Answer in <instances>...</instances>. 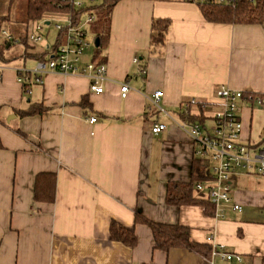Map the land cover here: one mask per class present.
Segmentation results:
<instances>
[{"label":"crops","instance_id":"1","mask_svg":"<svg viewBox=\"0 0 264 264\" xmlns=\"http://www.w3.org/2000/svg\"><path fill=\"white\" fill-rule=\"evenodd\" d=\"M154 18L168 19L169 26L164 44L151 51ZM57 35L44 45H62ZM86 50L81 61H94V47ZM41 51L43 45L26 53L29 65L0 64V264H261L264 177L232 175L231 196L241 210L227 207L222 218L203 214L198 205L165 203L169 181L189 180L194 147L168 117L149 109V97L162 91L159 104L181 120L184 102L195 97L214 103L222 85L264 94V22H209L187 0H118L98 57L110 80L100 94L88 91L84 76L54 72L23 89L15 70L32 68ZM119 81L128 84L125 97ZM32 104L46 111L17 114ZM238 113L240 139L264 146V106L243 99ZM155 121L167 125L156 135L150 131ZM39 172L55 173L52 203L33 200ZM135 211L187 226L192 241L222 245L241 261L156 249L150 228L134 223ZM112 220L133 228L135 246L109 238Z\"/></svg>","mask_w":264,"mask_h":264},{"label":"built area","instance_id":"2","mask_svg":"<svg viewBox=\"0 0 264 264\" xmlns=\"http://www.w3.org/2000/svg\"><path fill=\"white\" fill-rule=\"evenodd\" d=\"M187 1L196 4L204 2L230 4L234 0ZM98 2L99 0H59L64 11L52 14L51 17L45 19L30 21L26 34L27 40L34 45L42 44L44 50H47V57L44 60L37 59L30 69L17 68L15 70L17 81L22 85L25 84L26 90L31 84H40L44 74L54 72L63 76H84L88 81L89 92L100 94L104 91L105 83L110 81L106 65L96 61L86 63L81 61L83 52L89 46L91 24L96 19L95 14L85 13V6H93ZM46 22L48 24L54 22L55 30L62 34L64 41L62 45L56 47L44 45L41 31ZM0 39L5 43L17 42L4 30L0 32ZM134 61L136 62V58ZM3 68L0 66V71ZM117 84L121 97H125L129 89L127 82L119 81ZM161 96L162 91H156L149 97V109L168 117L183 130L194 147V156L207 167V174L210 178L195 185L197 195L208 202L207 205H200L202 213L213 218H222L227 207L233 211H240L241 205L236 203L231 196V176L246 174L264 177V146L245 143L240 139L242 123L238 113L239 102L247 99L252 104L264 106V94H245L241 90L222 85L216 91L214 103L191 97L182 105L184 112L189 114L191 108H196L197 115L206 119L205 124L197 121L175 120L159 104ZM88 120L93 123L96 117H89ZM166 128L165 123L155 121L150 131L156 135ZM210 255L219 256L224 260L241 261L240 255L226 251L222 245H213Z\"/></svg>","mask_w":264,"mask_h":264},{"label":"trees","instance_id":"3","mask_svg":"<svg viewBox=\"0 0 264 264\" xmlns=\"http://www.w3.org/2000/svg\"><path fill=\"white\" fill-rule=\"evenodd\" d=\"M23 1L26 22L45 19L51 17L52 14L64 11L62 5L59 4V0ZM117 1L99 0L96 5L85 6V13H93L96 16V19L91 24L90 30L94 32L95 38H98V46L94 45L93 60L99 63H103V60H98V57L108 41L110 14L112 7ZM198 5L201 15L209 22L226 24H262L264 22V0H234L230 4L204 2L198 3ZM6 19V16H0V32L2 22ZM168 26V19H152L150 35L151 51L160 48L164 44ZM61 35L58 32L57 37H61ZM57 40V43H59L60 40ZM17 42L26 43L25 38H19ZM12 44L13 42H10L9 46ZM5 47H7V44L0 42V60L2 61H6L4 58ZM34 57L44 60L47 57V50L37 52ZM22 88L26 89V85L23 84ZM82 105L85 107L88 106L86 99ZM45 111L46 108L43 105L32 104L25 110H18L17 114L19 116H27L42 114ZM177 114L181 120L189 122L197 121L200 124H205L206 122L203 116L188 114L184 112L181 106ZM209 178L206 165L194 156L191 161L189 180L183 182L169 181L166 184L165 203L173 206L207 205L208 202L198 195H195L194 192L195 185L198 182L206 181ZM55 185L56 177L54 172L37 173L33 183V200L35 202L52 203L55 199ZM134 223L145 224L150 228L153 246L156 249L168 252L172 248H186L204 256H208L211 253V247L208 244L195 242L189 238V228L187 226L179 223L156 222L146 218L139 211H135L134 213ZM109 238L112 241L120 242L128 247L135 246L137 242L133 228H127L113 220L109 225ZM261 264H264V252L261 255Z\"/></svg>","mask_w":264,"mask_h":264},{"label":"rangeland","instance_id":"4","mask_svg":"<svg viewBox=\"0 0 264 264\" xmlns=\"http://www.w3.org/2000/svg\"><path fill=\"white\" fill-rule=\"evenodd\" d=\"M0 16H6L7 19L2 22L1 30H4L10 34L16 40L19 38H25L26 43L15 42L12 45L4 48V58L6 61L0 60V64H5L6 66H19L25 60L27 65L32 62V58L26 55V53H32L40 48L42 44H31L26 40V33L28 31L29 22L25 20V7L23 0H0ZM50 21V20H48ZM54 23V22H53ZM42 26V35L44 38L43 43H53L56 38V30L53 25ZM91 34V33H89ZM88 34V35H89ZM1 42V39H0ZM94 47L93 35L89 38V46L85 49L86 53L90 52ZM85 51L82 56H84Z\"/></svg>","mask_w":264,"mask_h":264},{"label":"water","instance_id":"5","mask_svg":"<svg viewBox=\"0 0 264 264\" xmlns=\"http://www.w3.org/2000/svg\"><path fill=\"white\" fill-rule=\"evenodd\" d=\"M46 24H48V22H46ZM94 45H95V46H98V38H95V39H94Z\"/></svg>","mask_w":264,"mask_h":264},{"label":"bare ground","instance_id":"6","mask_svg":"<svg viewBox=\"0 0 264 264\" xmlns=\"http://www.w3.org/2000/svg\"><path fill=\"white\" fill-rule=\"evenodd\" d=\"M34 21H38V20H34ZM94 22V21H93ZM29 24H30V22H29ZM45 25H49V24H45ZM29 27V26H28ZM2 31V30H1ZM27 34V33H26ZM26 40H27V36H26ZM28 41V40H27ZM2 42V41H1ZM5 43V42H4ZM13 43H15V42H13ZM8 46H9V43H6ZM37 45V44H36ZM22 85V84H21Z\"/></svg>","mask_w":264,"mask_h":264}]
</instances>
